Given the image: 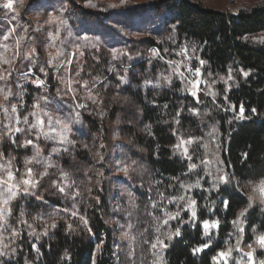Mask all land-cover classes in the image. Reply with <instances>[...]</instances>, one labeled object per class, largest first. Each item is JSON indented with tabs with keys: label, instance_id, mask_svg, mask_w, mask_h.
Listing matches in <instances>:
<instances>
[{
	"label": "trees",
	"instance_id": "obj_1",
	"mask_svg": "<svg viewBox=\"0 0 264 264\" xmlns=\"http://www.w3.org/2000/svg\"><path fill=\"white\" fill-rule=\"evenodd\" d=\"M153 6L155 9L163 8L167 12L169 22L175 25L176 40L195 46V56L208 61L207 65L201 68L202 78L208 83H204L201 89L215 92L217 95L213 97L200 92L198 95L203 102L197 103L196 98L187 94L180 95L179 92L129 91V100L137 108L131 112L126 111L120 131L125 139H129V142L124 143L129 160L142 166L143 172H132V179L128 182L132 190V203L128 205L131 216L128 221L134 229V255L129 256L130 250L124 248L118 259L123 264H152L155 250L145 243L151 244L160 236L170 245L162 253L167 264H214L211 257L226 246L224 242H235L229 235L234 232L232 221L236 218L235 214L249 203L243 186L264 175V162L260 159L264 155V44L243 39L244 36L257 37L264 32V3L236 13L189 0H158ZM229 68L234 80L228 82L231 87L225 90L226 86L220 77H227ZM240 70L249 71V77H244ZM209 72L212 73L211 76L207 75ZM212 81L215 83L209 87ZM115 104L108 111L104 109L107 111V120H101L96 115L88 118L89 127L92 128V135H89L88 139L91 144L87 147L80 145L81 148L76 153L67 154L60 160L62 168L73 180L76 191L80 193L76 196V211L88 218L92 233H88L84 226L79 224L77 217L69 216L67 220L57 222V226L50 229L47 235L39 237L37 247L40 248V253L37 258L26 232L19 231L20 235L15 238L13 254L2 260L1 264H25L26 260H31L32 264H92L93 259L96 264H114V248L118 244L114 238L111 221L116 200L111 197L105 175L88 171L90 164L98 161L97 152L103 155V162L107 160V148L104 144L110 135L107 123L114 119L118 106L124 107V104ZM238 104L245 105V115L248 118L234 119L236 112L229 105ZM180 107H183L184 111L177 117L180 123L176 124L173 115ZM192 108H195L198 114L189 111ZM251 108H256V113L248 110ZM165 121L167 123H164ZM146 126L151 127L152 135H149ZM172 129H176L178 135L184 137L190 135L202 138L200 143L190 145L192 161L188 162L173 153L172 146L175 145L178 135H173ZM101 144L104 145L103 148L100 147ZM205 144L207 148L204 147ZM245 152L251 153V157H244ZM202 159L206 161L205 164H200ZM218 160L224 163H218ZM191 162L200 167L190 173L188 164ZM98 167L103 169L101 163ZM220 168L236 177L229 191L223 194L219 189L211 187L213 176ZM209 172L213 175H208ZM196 173H199L202 187H181L184 184L194 185L198 179ZM173 177H179V180ZM41 184V194L37 196L44 199L40 201L30 196L28 213L48 210L50 204L63 206L66 203L65 198L51 187L49 180H42ZM173 196H185V200L170 199ZM95 197H99L98 202ZM189 197L197 201V220L188 224L181 223L183 237L167 241L166 234L175 228L177 220H170L169 224L165 225V213L177 211L178 204L185 205L187 211ZM222 199L230 201V209L223 208L220 203ZM213 201L215 207L209 211L207 206ZM153 204L159 207L154 208ZM19 209L14 207L12 220L13 223L17 222V227L20 228ZM262 209L264 206L257 202L248 211V220L244 224V236L248 242L252 239L249 224L264 231L261 227L264 225ZM190 215V211L187 215L181 213L185 221ZM203 219H218L220 227L213 229L214 239L210 248L193 254L192 249L200 242H208L203 235L202 226L199 225V221ZM66 223L79 226L69 233L65 231ZM101 242L102 250L97 253L96 245ZM65 251L67 256L64 255Z\"/></svg>",
	"mask_w": 264,
	"mask_h": 264
},
{
	"label": "rangeland",
	"instance_id": "obj_2",
	"mask_svg": "<svg viewBox=\"0 0 264 264\" xmlns=\"http://www.w3.org/2000/svg\"><path fill=\"white\" fill-rule=\"evenodd\" d=\"M158 0H126L124 5L120 4V0H91L97 7L92 8L86 6L87 0H24L23 5L16 0L14 8L16 11L0 7V51H3V46H9L7 55L11 57L15 51L16 41L20 40L21 53L29 51L31 48H37V54L28 57H16L13 60L15 71L7 78V82L12 84L14 92H19L20 85H24L23 92L24 104L20 106L19 111L15 114L19 116L22 112L28 115L30 121H34V117L30 115V110L33 102L40 96H46L47 100H41L40 103L45 107V111L53 112L56 116L64 119H70L75 116L78 111L81 113L79 123L72 125V132L68 133V138L75 141L74 145H64L69 147V153L63 152V147L59 139L45 140L43 136L37 139L34 135L31 137L36 143L44 149L38 159L40 163H33V171L40 173L47 169V179L53 187V181H62L70 188H66V192H77L73 180L69 175L67 178L62 176L67 173L61 166V158L67 154H74L79 150L80 145L89 146L88 139L91 134L89 127V117L96 115L99 119L107 120V111L115 103L120 106L116 111L115 117L108 122L110 135L105 144L107 160L102 161L99 158L97 163L90 164L89 171L91 173H103L106 180L109 182L111 197L116 200L114 204V217L111 225L114 231V238L118 244L114 248V264H123L118 259V255L124 248L134 251V232L133 227H129V217L131 212L128 210L132 194L128 182L131 178V173L141 174L143 167L129 160L124 143L129 142L125 139L120 129L123 124V117L126 111H133L137 107L129 100L128 93L131 92H153L169 91L179 92L180 95H190L189 91H180L185 87L184 82L179 77H173V84L169 85L160 78V73L166 74L170 71L167 61L186 60L185 56L179 55L180 46H187V54L192 57L190 62L194 68L198 65L195 59V52L192 51L193 46L178 42L175 37L173 25L169 22V15L163 8L155 9L153 6ZM199 2L200 4L224 10L230 13H236L240 10H245L250 7L258 6L264 3V0H189ZM4 0H0L2 4ZM110 4H116L117 7H109ZM59 17V20L53 23H46L51 17ZM62 20L63 23L59 21ZM15 29L7 40L3 37L8 35L10 30ZM27 29V31H25ZM55 35L56 39L52 40L51 35ZM264 35L260 33L257 37ZM22 37V39H21ZM171 37V38H170ZM87 38V39H85ZM54 46H49V45ZM76 45H80L79 51ZM97 45L98 47H92ZM150 48L169 49L168 52H161L164 59L151 58L149 55ZM112 49L123 50V55H119L113 59ZM57 50L63 55H53L52 63L45 65V61L49 59L48 53H56ZM75 53V55H72ZM71 60V63H61V61ZM45 66L48 71V76L39 72V67ZM3 67H7L4 65ZM111 69V70H110ZM183 71V65L181 66ZM79 73V75H77ZM186 75H189L187 72ZM124 77V82H120V77ZM36 77L47 81L46 90L39 88L38 85L32 84L30 81ZM59 77H72L74 80L83 82L89 81V87L92 94L99 101L97 104L91 103L86 99L88 93L83 89H78V100H73L71 95H64L66 89L58 81ZM191 79L192 77L189 76ZM150 79L152 84H145L144 81ZM201 84L205 83L202 75L200 77ZM94 81V85H93ZM6 81H0V88L5 87ZM119 84V87L117 85ZM76 87V85H73ZM175 86L176 89L173 87ZM212 86V85H211ZM39 88V90H37ZM57 89L60 91L58 92ZM48 92V93H46ZM126 92V93H125ZM194 98V97H193ZM13 102H15V98ZM2 101V96H0ZM79 102L87 103L86 109H75V105ZM128 104L129 106H126ZM7 107V102H5ZM108 108V109H107ZM106 109L107 111H104ZM71 114V115H70ZM41 118L47 119L40 114ZM26 128L27 125L16 123L10 113H5L0 110V131L6 128ZM44 131H48L47 126ZM11 139L16 137L24 139L23 134L11 131L8 133ZM49 136H57L55 132H48ZM184 137V136H183ZM190 135L184 137L187 139ZM192 137V136H191ZM87 138V139H86ZM178 143V138L175 144ZM190 145L186 147L190 148ZM52 147H59L61 151L53 152ZM8 157H16L13 171L24 172L23 161L25 157H31L34 148L17 147L16 144L5 146L0 142V151H5ZM75 151V152H74ZM182 150H174L173 153L182 159L187 160L181 154ZM96 153V152H95ZM5 160H0V163H6ZM189 162V161H188ZM101 163L103 169H99L98 164ZM49 165H52L49 167ZM128 167V174L125 175L121 170ZM86 173V172H85ZM68 174V173H67ZM0 177H6V173L0 170ZM40 180V176L35 177ZM15 182V181H13ZM42 185V184H41ZM55 191L63 196L66 200L63 206L50 204L48 210H40L36 213H28L27 204L30 202L29 197L41 194V186L32 189L29 193H21L16 201H13L14 207H19V212H23V219L28 221V224L13 223L12 213L0 219V249L7 254L0 256V264L2 260L9 258L13 254L15 245V236L12 235L13 229L25 231L32 242V246L37 247L40 236L54 228L51 227L53 220L55 222L65 221L70 215L63 211L64 208L77 210V199L65 193H60L55 187ZM243 188L247 194L251 193V186L245 185ZM42 201V200H40ZM264 206V205H263ZM13 207V210H14ZM63 217V219H61ZM73 217V216H72ZM79 219V217H77ZM21 221V216L20 219ZM31 225V227H29ZM127 232L129 239H122V233ZM150 247L148 242L145 243ZM4 245H8L4 248ZM33 250H35L33 248ZM247 251V249H245ZM128 252V251H127ZM133 264V263H131Z\"/></svg>",
	"mask_w": 264,
	"mask_h": 264
},
{
	"label": "snow or ice",
	"instance_id": "obj_3",
	"mask_svg": "<svg viewBox=\"0 0 264 264\" xmlns=\"http://www.w3.org/2000/svg\"><path fill=\"white\" fill-rule=\"evenodd\" d=\"M16 0H4L2 4H0V7L11 9L13 11H16V9L13 7ZM24 0H19V3L23 5ZM126 3V0H120V4L124 5ZM86 6L95 8L97 7L96 4H93L91 0H87ZM109 7H117L116 4H110ZM59 20V17H51L46 23H53L55 21ZM60 23H63L62 20L59 21ZM175 28V25L173 26ZM15 31V29L10 30L8 35H5L3 37L4 40H7L9 36L12 34V32ZM27 31V29L25 30ZM51 35V34H50ZM171 38V37H170ZM22 39V37H21ZM51 39L55 40L56 36L51 35ZM87 39V38H85ZM244 40L251 39L253 42L264 44V35L260 37H249L244 36ZM20 40L16 41L15 51H13L11 57L7 55L9 46L5 44L3 46V51H0V81H6L5 87L0 88V96H2V101H0V110L4 111L5 113H10L11 117L16 121V123H23L27 125L26 128L22 127H16L14 129L12 128H6L3 131H0V142H2L5 146H10L11 144H16L17 147H24L28 148L31 146L34 148L33 155L31 157H25L23 161V167L24 172L13 171L14 168V161L16 157L11 156L8 157L5 151H0V160H5L6 163H0V170H3L6 173V179L4 177H0V219H3L6 215H10L13 211V201H16L17 198L20 196L21 193H29L32 191V189L38 188L41 186V181L44 177L48 176L49 173L47 172V169L45 171L40 173H35L33 171V167L31 166L34 162L40 163V160L38 157L40 156V153L44 150L40 147L38 143H36L31 137L34 135L37 139H39L41 136L44 137L45 140L48 139H59L61 146L64 145H74L75 141L68 138V133L72 132V125L79 123L81 120V113L76 112L75 116H71L70 119H64L60 118L55 115L53 112L45 111V107L41 105V100H47L46 96H40L37 100H35L31 106L30 115L34 117V121H30L28 115H24L22 112L19 116H16L15 114L19 111L20 106L24 104L23 100V92L26 90L24 85H20V91L14 92L12 88V84L7 82V78L11 75L12 71H15L13 65V60L16 59V57H28L32 56L33 54H37V48L33 47L29 51L21 53L20 51ZM54 46V45H49ZM92 47H98L97 45H91ZM77 50L79 51L80 45H76ZM197 49L195 46H193L192 51L195 52ZM149 55L151 58L155 59H164L161 52H168L169 49H159V48H150ZM113 54V59H116L119 55H123V50L118 49H112L111 50ZM63 55L62 52L57 50L56 53H48L49 59L45 61V65H49L52 63V57ZM72 55H75L73 53ZM179 55L185 56L186 60L182 61H176V60H169L167 61L168 67L170 71L166 74L165 72L160 73V78L162 81L167 82L169 85L173 84V77H179L182 82H184L185 87L181 88L180 91H189L191 96L196 98L197 103H202L203 101L200 99V96L198 93L203 92L204 95L213 96L215 97L217 93L215 92H207L200 88L201 84V68L206 66L208 61L202 59L199 56H196L195 59L198 62V65L196 67H192L190 62L192 60L191 56H188L187 54V46L182 45L180 46V52ZM61 63H71V60L61 61ZM6 65L7 67H3ZM183 65L184 70H181V66ZM111 70V69H110ZM242 71V74L244 77H249L250 72L249 71ZM39 72L44 73L45 76H48V71L45 66L39 67ZM188 73L189 75H186L185 73ZM232 70L229 68L227 77H220V80L223 82V84L226 86L225 90L227 88H230L231 85L228 83L231 80H234V77L231 74ZM79 75V73H77ZM208 76H211L212 73H207ZM189 76L192 78L190 79ZM58 81L61 85L64 86L66 91L64 92V95H71L73 100H78V89L85 90L88 95L86 99L88 101H91L93 104H97L99 106V101L97 100L96 96L92 94V90L89 87V81L84 80L82 83L79 81L74 80L72 77H59ZM32 84L38 85L39 88H44L46 90L47 87V81L45 79H41L40 77H36L30 81ZM120 82H124V77H120ZM145 84H152V80L147 79L144 81ZM205 83H208V81H205ZM215 83V81H212L209 83V87H211V84ZM73 85H76L74 87ZM94 85V81H93ZM119 87V84L117 85ZM39 88L37 90H39ZM59 92L60 90L57 89ZM15 98V102H13V99ZM227 98V97H226ZM5 102H7V107H5ZM75 109H86L88 107L87 103L79 102L75 106ZM164 107H168V105H164ZM233 109L234 112H236V115L234 116V119L236 120H243L248 117H246V108L244 104H238V105H229ZM252 113H256V108L248 109ZM184 111L183 107H180L178 111L175 112L173 115V121L176 124L180 123V120L177 118L180 113ZM189 111H192L194 114H198L197 110L195 108L189 109ZM41 113H43V116L47 119L41 118ZM71 115V114H70ZM164 123H167L165 121ZM47 126L48 131H44L45 127ZM148 129L149 135H152L151 127L146 126ZM15 131L18 133L23 134L24 139L21 140V138L18 136L15 140L11 139V137L8 135L9 132ZM48 132H55L57 133V136H49ZM173 135H178L176 129H172ZM211 135V134H210ZM215 138V137H214ZM202 138L198 137H188L185 139L182 135H178V143L173 145L174 150H182L181 154L187 158L188 161H192L193 157L189 153L188 148L186 147L189 144L193 143H200ZM84 147H87L85 145ZM101 148L104 147L103 144L100 145ZM205 148H207V145H204ZM51 151L53 152H59L61 151V148L59 147H52ZM69 147L64 146L63 152L69 153ZM97 157L100 160H103L104 157L101 153H96ZM243 156L246 158L251 157V153L245 152L243 153ZM261 161L264 162V155L260 157ZM212 161H207V163H211ZM218 163H224L223 161H217ZM245 163L247 160L244 161ZM205 160H201L200 164H205ZM52 165H49L51 167ZM200 165L196 164L195 162H191L188 164V172H195L197 168H199ZM125 175L128 174V167H124L121 169ZM62 176L67 178V173H61ZM99 175H103V173H98ZM198 176V179L195 181V184H184L181 185V187L185 189H190L193 186L195 187H202L200 183L199 173H196ZM39 175L40 180H37L35 177ZM208 175L212 176L213 174L211 172L208 173ZM173 179L179 180V177H173ZM236 177L233 173L228 172L227 170L220 168L217 169V174L213 176V182H212V189H219L220 193H226L229 191V188L232 186L233 181H235ZM15 181V182H13ZM74 183V182H73ZM251 186V193L248 195L249 203L246 207L242 208L238 213H236V218L232 221V225L234 228V232L230 233L229 235L234 238L235 242L233 243L231 240H226L225 247L219 249L216 253V255L212 256L211 259L214 262V264H264V231L258 229L255 225L249 224L248 228L251 229L252 232V239L251 242H248V240L245 238L244 233L246 232V229L244 227V224L248 220V211L250 208L253 207L254 203H259L264 205V175H261V177L256 181H250L249 182ZM223 186V187H222ZM53 187L57 189L60 193H65L67 195H70L72 197L79 196L80 193L77 192H66V188H70L71 185L66 184L62 181H53ZM171 187V185H169ZM91 191V190H89ZM36 199L43 200L44 198L42 196H36L34 193ZM131 196L132 194L129 193ZM163 196V194L161 193ZM94 199L99 201V197H95ZM170 199L175 201H184L185 196H173L170 197ZM132 202V201H130ZM221 205L224 209H230L231 203L227 199H222L220 201ZM152 207L158 208L159 206L157 204H153ZM197 201L194 198L189 197L188 202L186 205L187 211L185 210V205H179L177 207V211L174 213L172 212H166L165 216L167 219L163 221L165 225L169 224L170 220H177V225L174 229H171L166 234V240L172 241L174 238L183 237V233L180 228V224H188L192 221L197 220ZM209 211H211L212 207H215V202H210V204L207 206ZM222 210V209H220ZM64 212L70 213L73 217H79V224H82L84 226V229L88 233H92V228L88 226L89 221L88 218L81 215L79 212H77L74 208H64ZM188 211L191 212V215L187 221L183 220L181 213L183 212L185 215L188 214ZM264 211V209H262ZM24 213L21 212V223L28 224L27 220L23 219ZM63 219V217H61ZM158 219V218H157ZM199 225L203 228V235L207 238L208 242H200V244L192 249L193 254H197L202 252L204 249L210 248V246L213 244L214 239V233L213 229H218L220 227V221L218 219L216 220H209V219H203L202 221H199ZM51 227H56L55 220L52 221ZM79 225L74 226L72 223H66L65 231L72 232L75 231V228ZM31 227V225H29ZM131 227V225H129ZM264 228V225L261 226ZM159 231V229H157ZM44 234L47 235V228L44 230ZM12 235L15 237H18L20 235L18 230L13 229ZM122 239H129V235L127 232L122 233L121 236ZM169 243L165 242V239H161L160 236H157L150 244L151 249L155 250L153 251V256L155 259L153 260L152 264H167V261L162 256V253L164 250L169 248ZM8 245H4V248H7ZM36 253L37 258L40 253V248L36 247L35 245L32 246ZM42 247V246H41ZM245 247L247 248V251H245ZM102 250V242L98 243L96 245V252L99 253ZM7 253L0 249V256H4ZM65 256L68 255L67 251L64 253ZM129 256L134 255L132 251H129ZM25 264H32L31 260H26ZM92 264H96V260H92Z\"/></svg>",
	"mask_w": 264,
	"mask_h": 264
}]
</instances>
